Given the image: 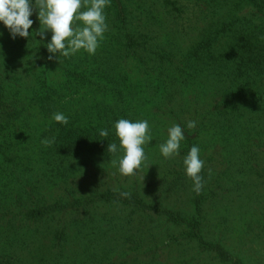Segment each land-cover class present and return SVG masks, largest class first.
Here are the masks:
<instances>
[{"label": "rangeland", "instance_id": "obj_1", "mask_svg": "<svg viewBox=\"0 0 264 264\" xmlns=\"http://www.w3.org/2000/svg\"><path fill=\"white\" fill-rule=\"evenodd\" d=\"M115 1L105 8L109 31L95 54L100 58L122 50L123 39L114 31L110 19L115 4L118 10L119 0ZM139 1L125 0V12L139 21L147 20L150 26L158 23L161 34L174 37L175 29L169 27L174 15H164L157 5L152 8L157 11L151 13L142 5L136 9ZM147 1L146 6L151 4ZM241 6L236 14L240 8L246 10ZM31 19L34 23L30 35L41 27L38 12ZM180 23L185 24L184 19L177 18L175 27ZM150 28L154 31L155 25ZM0 33L4 49L0 54V264H175L188 254H196L198 264H222L212 254L200 251L199 255L195 241L188 235L193 230L191 226L174 224L169 215L160 212L166 205L183 216L194 213V201L198 199H204L201 219L205 223L201 222V229L208 231V239L217 241L216 233H220L229 247L238 242L247 244L249 251L260 253L248 254L253 259L251 263L264 262V129L191 130L185 133L180 155L164 160L167 167L158 171L153 163L157 158L154 151L166 142L168 128L151 111L142 91L150 86L153 77L162 87L165 77H160L157 69L143 66L136 79L132 74L108 86L112 91L130 92L139 100L126 110L131 114L125 119H146L152 126V142L144 146L147 163L133 178L122 176L118 164L111 161L118 160L123 150L117 145L115 155L108 153L103 144L106 138L99 135V130L107 129L116 136L112 120L90 111L87 107L97 100L81 90L77 92L78 88L71 89L70 95L60 91L63 72L47 57L51 55L46 45L52 33L47 32L43 40L35 33L29 39L13 40L2 22ZM230 43L221 38L217 47L227 50ZM229 48L234 50L235 46ZM82 53L86 59L93 56L83 50L77 54ZM258 56L264 58V48ZM121 58L116 61L124 63L128 70L130 62ZM70 59L60 57L59 64L73 68ZM134 97L131 100L136 101ZM105 98L110 103L114 100L108 94ZM56 112L67 116L69 123L54 121ZM188 134L205 161L203 195L193 191V182L186 174L187 178L180 177H184L182 180L167 174L173 162L190 151ZM51 137L56 138L55 144L46 147L41 143ZM133 179L142 207L85 198L120 185L128 188ZM69 198L79 201L64 203Z\"/></svg>", "mask_w": 264, "mask_h": 264}, {"label": "trees", "instance_id": "obj_2", "mask_svg": "<svg viewBox=\"0 0 264 264\" xmlns=\"http://www.w3.org/2000/svg\"><path fill=\"white\" fill-rule=\"evenodd\" d=\"M184 1L185 5L179 0H150L152 5L146 6L148 1L141 0L136 8L139 9L142 5L151 13V10L157 11L152 9L157 5L165 11L164 15H174V23L169 26L175 29L174 37H169L158 31V23L152 24L155 25L153 31L150 28L152 25L147 24V20L145 22L131 18L124 10L125 0H119L118 10L115 4V9L111 12L113 16H110V19L114 25V31L118 32L119 37L123 39L122 50H114L113 54L101 58L93 55L86 59L84 53L76 54L70 59L73 68L69 65L65 67L53 58V63L61 67L58 70L64 75L60 91L65 90V93L70 95L71 89L78 88L77 92L80 90L85 92L86 95L97 100L96 104L87 108L97 113L98 117L108 115L111 122L115 124L119 119H125L126 115L131 114L126 110L134 107L139 100L122 89L119 92L112 91L108 87L109 84L121 83L132 74H135L132 78L136 79L142 67L148 66L149 69H157V74L165 77V81L160 87L150 71V79L153 78L150 80V86L144 87L142 93L147 97V105L152 107L151 111L161 118L166 128L179 124L184 133L189 132V134L191 130L198 128L264 129V58L258 56L264 48V0ZM113 2L116 1L111 0V4ZM239 6L246 7V10L240 8L239 14H236ZM176 17L179 20L184 19L186 25L180 23L176 28ZM153 21L154 19L151 18L150 22ZM36 38L40 43V38ZM221 38L225 39L226 44L232 41L227 46V50H220L217 47ZM152 41H155V44H152ZM231 45L235 46L234 50H230ZM2 46H0V54L4 51ZM121 57L126 62H130L128 70L124 63L121 62L119 65V61H116ZM118 70L124 71V74H116ZM107 94L113 97L112 103L105 98ZM132 97L136 101L131 100ZM188 121H195L196 128H187ZM189 134L187 140L191 144ZM105 138L106 141L103 140V144L107 147L113 142L119 145L117 136L109 134ZM190 148L188 145V149ZM261 153L264 154V150ZM154 155L157 158L153 163L158 171L167 167L164 161L167 158L162 156L158 147L155 148ZM183 159L184 157L173 162L175 165L167 169V174H174L182 180L186 176L183 170ZM178 169L180 171L176 173ZM245 170L250 169L245 168ZM202 175L206 183L207 175L204 171ZM182 176L184 177L180 178ZM122 187L121 185L116 187L119 192L113 191L115 188L113 187L104 189L100 194L92 193L85 198L91 202L99 200L144 206L135 188L134 179L130 187ZM125 191L131 193L130 198L120 196L119 193ZM202 191H205L204 188ZM199 200L194 201V213L188 215L183 216L181 211L172 210L166 205L162 206L163 209L160 212L169 215L174 224L184 222L193 228L188 235L190 240L195 241L198 253L203 251L207 255L212 254L222 264H253L251 263L253 259L248 254L258 256L260 253L249 251L247 244L238 242L235 246L229 247L220 233H216L217 241L207 238L208 231L201 229V222L203 225L205 223L201 219V202L204 199L200 202ZM78 201L77 198H69L64 203H78ZM182 257L178 258L175 264H198L195 260L196 254H188L187 258Z\"/></svg>", "mask_w": 264, "mask_h": 264}, {"label": "clouds", "instance_id": "obj_3", "mask_svg": "<svg viewBox=\"0 0 264 264\" xmlns=\"http://www.w3.org/2000/svg\"><path fill=\"white\" fill-rule=\"evenodd\" d=\"M111 0H0V22L8 29L13 40L17 37L29 39L33 33L41 39H46V33L51 32V42L46 45L52 60L57 57L70 58L80 51L95 55L105 34L109 31L105 8L110 6ZM38 12L40 29L30 35L29 30L34 21L31 17ZM2 35V33H0ZM52 119L57 123L67 125L69 120L63 113L56 112ZM115 135L119 139L123 155L118 160H112L113 165L118 164L120 175L129 177L139 173L147 163L146 145L152 142V126L148 120L121 118L114 124ZM187 128L195 129L196 122L188 121ZM166 142L159 145L163 157L172 159L180 155L181 143L186 139L183 128L173 124L167 129ZM101 137H107V129L99 130ZM56 138H45L41 143L48 147L55 144ZM108 153L115 155L118 152L116 143H110ZM185 172L193 182V191L200 194L204 188L202 175L205 161L201 158L200 148L192 146L183 159ZM211 176V171H209ZM113 191L119 192L118 188ZM120 196L130 198V192H120Z\"/></svg>", "mask_w": 264, "mask_h": 264}]
</instances>
